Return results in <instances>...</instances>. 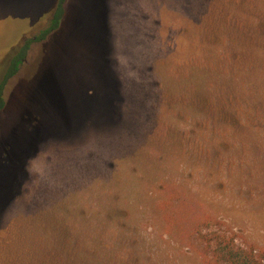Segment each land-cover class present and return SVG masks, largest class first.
<instances>
[{"label":"rangeland","instance_id":"rangeland-1","mask_svg":"<svg viewBox=\"0 0 264 264\" xmlns=\"http://www.w3.org/2000/svg\"><path fill=\"white\" fill-rule=\"evenodd\" d=\"M55 1L0 0V78ZM209 2L65 1L3 91L0 264H64L88 227L96 245L111 231L114 264H212L204 223L264 248V46Z\"/></svg>","mask_w":264,"mask_h":264},{"label":"trees","instance_id":"trees-1","mask_svg":"<svg viewBox=\"0 0 264 264\" xmlns=\"http://www.w3.org/2000/svg\"><path fill=\"white\" fill-rule=\"evenodd\" d=\"M65 1L66 0H56L45 26L34 33L23 35L21 39L11 48L8 54L6 67L0 78V112L5 103L3 91L6 83L12 76L16 74L20 65L25 60L31 46L35 42L45 39L48 34H50L59 26L60 21L64 15ZM216 1H218V3L213 2L211 4L210 0L209 3L204 5L205 8L210 9L204 13L206 19H211L214 24L222 23V25L227 24L236 28L237 30H246L245 33L252 36L251 42H256L258 45L264 46V0ZM201 15H203V13H201ZM225 38L226 37L219 38L221 44H225ZM214 41L218 43L217 40ZM214 41L213 43H215ZM206 52H208L207 55H210L208 57L207 55H205V59L209 61V63H211V65L209 66L210 68H213V61L216 55L218 56V59H220V57L222 59V57L225 56L220 54L218 50ZM207 61L205 62L206 64H208ZM223 65H221V68L224 71H226L227 69L228 70L226 72L231 70L230 68ZM197 73L200 77L202 76L200 74L201 72ZM216 77L217 76H215V79ZM182 79L184 80V77H182ZM192 79L193 76L188 78L187 80L191 81ZM192 82L190 85H192ZM208 85H210V83ZM241 96H243L242 93L240 94V97ZM226 97L218 98V96L215 95V103L211 102L210 104H208L207 107H204L206 108V110L209 109L207 111L208 114L212 113V115L217 118L218 114L225 116L229 110H226L224 106L227 105L228 102L232 100L244 102L242 98L237 97L233 94L228 95L227 98ZM193 104V106H195V102ZM215 112H217L218 114ZM244 112H246L244 106L241 102H239V105L237 106V113L241 114ZM237 120L238 122H240L239 127H241L243 122L240 119ZM243 125L245 124L243 123ZM224 128H227V125H225ZM86 221H91L90 216L89 218L86 217ZM204 226L205 227H202V225H197L194 231L202 244V252L204 253V255L208 256L212 264H264V248H256L254 246L241 245L236 242L232 235L230 236L225 233L218 232L213 228L210 229L207 223H204ZM90 228L91 227H88L87 229L89 230L82 234L83 243L81 245H79L76 241L69 248H67V258L64 264H110L111 262H113V264L115 263V254L113 253L114 245L112 241V239L114 240L115 237L113 238L111 231L108 232V234L104 230L99 232V235H101V239L104 238L106 241L102 242L100 239L102 245H96L93 243V240L90 239L88 243L85 242V237L93 238V235L96 234L95 232L91 231ZM71 236L72 239H76L78 237V233L75 229L71 231ZM56 264L62 263L60 260H58Z\"/></svg>","mask_w":264,"mask_h":264}]
</instances>
